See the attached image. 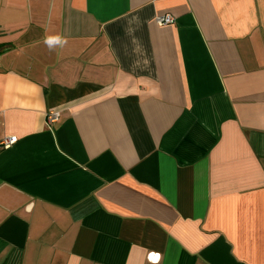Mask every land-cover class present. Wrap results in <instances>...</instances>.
Returning a JSON list of instances; mask_svg holds the SVG:
<instances>
[{
  "label": "crops",
  "instance_id": "crops-1",
  "mask_svg": "<svg viewBox=\"0 0 264 264\" xmlns=\"http://www.w3.org/2000/svg\"><path fill=\"white\" fill-rule=\"evenodd\" d=\"M6 136L0 264H264V0H0Z\"/></svg>",
  "mask_w": 264,
  "mask_h": 264
},
{
  "label": "built area",
  "instance_id": "built-area-1",
  "mask_svg": "<svg viewBox=\"0 0 264 264\" xmlns=\"http://www.w3.org/2000/svg\"><path fill=\"white\" fill-rule=\"evenodd\" d=\"M156 21L160 25L171 24L175 21V17L171 14H161L156 17ZM60 114L57 111H50L48 113V123L53 124L59 120ZM17 140V136H6L1 139L0 144L3 148L10 147Z\"/></svg>",
  "mask_w": 264,
  "mask_h": 264
},
{
  "label": "clouds",
  "instance_id": "clouds-1",
  "mask_svg": "<svg viewBox=\"0 0 264 264\" xmlns=\"http://www.w3.org/2000/svg\"><path fill=\"white\" fill-rule=\"evenodd\" d=\"M50 40L53 39V38H49ZM57 42H60V38L59 37H56L54 38Z\"/></svg>",
  "mask_w": 264,
  "mask_h": 264
}]
</instances>
